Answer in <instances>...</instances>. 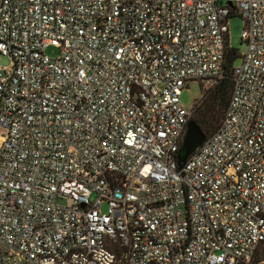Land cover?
<instances>
[{"label": "built area", "instance_id": "2783aa9c", "mask_svg": "<svg viewBox=\"0 0 264 264\" xmlns=\"http://www.w3.org/2000/svg\"><path fill=\"white\" fill-rule=\"evenodd\" d=\"M245 50L178 163L182 89ZM57 49L52 56L47 48ZM0 264H250L264 242V0H0Z\"/></svg>", "mask_w": 264, "mask_h": 264}, {"label": "trees", "instance_id": "16d2710c", "mask_svg": "<svg viewBox=\"0 0 264 264\" xmlns=\"http://www.w3.org/2000/svg\"><path fill=\"white\" fill-rule=\"evenodd\" d=\"M237 48L228 44L225 50L223 75L214 88L204 95L201 103L194 108L190 119H193L206 135L213 133L219 126L228 104L233 86V71L235 60L240 57ZM114 264H124L119 249ZM251 264H264V242L260 243L254 252Z\"/></svg>", "mask_w": 264, "mask_h": 264}, {"label": "rangeland", "instance_id": "374dc122", "mask_svg": "<svg viewBox=\"0 0 264 264\" xmlns=\"http://www.w3.org/2000/svg\"><path fill=\"white\" fill-rule=\"evenodd\" d=\"M228 42L231 46L238 49L240 53H243L245 50V42L241 39V30L243 27L242 18L239 15H232L229 17L228 22ZM46 52L52 56L57 54V49L53 47L47 48ZM241 62V58L237 57L234 64L238 65ZM10 64V60L7 56L0 54V65L8 66ZM209 92V91H208ZM208 92H203L201 84L198 80H191L189 83L182 89L181 101L182 104L191 109L194 107L196 103L198 105L201 103L204 95ZM254 259V255L252 257V261ZM251 264V263H250Z\"/></svg>", "mask_w": 264, "mask_h": 264}, {"label": "water", "instance_id": "95a60500", "mask_svg": "<svg viewBox=\"0 0 264 264\" xmlns=\"http://www.w3.org/2000/svg\"><path fill=\"white\" fill-rule=\"evenodd\" d=\"M205 136V132L198 126V124L193 119H190L186 124V129L181 140V146L176 154L177 162H185L187 157L202 143Z\"/></svg>", "mask_w": 264, "mask_h": 264}]
</instances>
